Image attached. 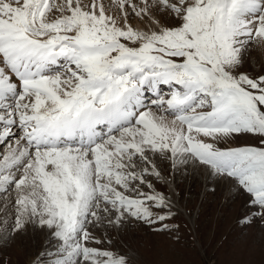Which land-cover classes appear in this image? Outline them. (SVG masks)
<instances>
[{"label": "snow or ice", "instance_id": "1", "mask_svg": "<svg viewBox=\"0 0 264 264\" xmlns=\"http://www.w3.org/2000/svg\"><path fill=\"white\" fill-rule=\"evenodd\" d=\"M253 48L264 0H0V245L25 264H136L138 225L180 242L158 185L189 168L264 229Z\"/></svg>", "mask_w": 264, "mask_h": 264}, {"label": "rangeland", "instance_id": "2", "mask_svg": "<svg viewBox=\"0 0 264 264\" xmlns=\"http://www.w3.org/2000/svg\"><path fill=\"white\" fill-rule=\"evenodd\" d=\"M251 70L264 66L257 48L250 52ZM189 168L177 172L170 185H158L173 200L178 214L181 240L174 243L138 225L124 237L138 252L136 264H264V229L240 223L244 212L241 202L227 199L226 189L203 182V171ZM174 185H177L175 190ZM40 234L37 241H42ZM25 250L18 243L0 245V264H25Z\"/></svg>", "mask_w": 264, "mask_h": 264}, {"label": "bare ground", "instance_id": "3", "mask_svg": "<svg viewBox=\"0 0 264 264\" xmlns=\"http://www.w3.org/2000/svg\"><path fill=\"white\" fill-rule=\"evenodd\" d=\"M257 50H258V53H259L260 57L264 58V49L257 48ZM197 171H198V170H197ZM199 171H200V173H202V172H201L202 170H199ZM204 176H205V175H204ZM203 182H206V183H207V182H209V181H208L206 178H204V181H203ZM170 184H172V183H169V185H170ZM170 186H172V185H170ZM173 186H174V188H175V190H176V189H177V187H176L177 185H174V184H173Z\"/></svg>", "mask_w": 264, "mask_h": 264}]
</instances>
